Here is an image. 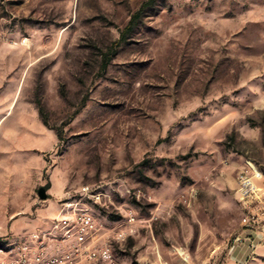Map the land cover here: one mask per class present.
Masks as SVG:
<instances>
[{"label": "rangeland", "instance_id": "374dc122", "mask_svg": "<svg viewBox=\"0 0 264 264\" xmlns=\"http://www.w3.org/2000/svg\"><path fill=\"white\" fill-rule=\"evenodd\" d=\"M145 1L0 0V132L39 167L19 220L88 185L102 224L138 218L116 264H264V221L232 256L247 162L264 190V0H152L115 46Z\"/></svg>", "mask_w": 264, "mask_h": 264}, {"label": "built area", "instance_id": "2783aa9c", "mask_svg": "<svg viewBox=\"0 0 264 264\" xmlns=\"http://www.w3.org/2000/svg\"><path fill=\"white\" fill-rule=\"evenodd\" d=\"M261 171L247 162L237 174L239 199L243 204V232L235 241L253 248L259 224L264 221L260 202L264 190L255 185ZM78 197L68 196L59 205L58 214L49 227L18 236H0V264H116L111 240L122 241L134 236L138 218L133 209L113 224L99 222L92 209L82 202L85 197L98 202L101 192L82 185ZM264 218V216H263ZM261 231H264V225Z\"/></svg>", "mask_w": 264, "mask_h": 264}, {"label": "crops", "instance_id": "0c3cea01", "mask_svg": "<svg viewBox=\"0 0 264 264\" xmlns=\"http://www.w3.org/2000/svg\"><path fill=\"white\" fill-rule=\"evenodd\" d=\"M2 123L4 122H0V125ZM20 128L23 127L19 126ZM30 137L31 134L25 132H0V140L4 141L0 143V235L45 229L59 212V207L53 206L37 211L35 216H23L19 220V208L31 210L33 204L23 199L19 200V193L30 190L37 182L39 173L38 165L32 167L25 163L24 140ZM247 249L249 248L246 242L236 244L234 247L236 254H232L233 259L240 258L248 251Z\"/></svg>", "mask_w": 264, "mask_h": 264}, {"label": "trees", "instance_id": "16d2710c", "mask_svg": "<svg viewBox=\"0 0 264 264\" xmlns=\"http://www.w3.org/2000/svg\"><path fill=\"white\" fill-rule=\"evenodd\" d=\"M152 2V0H147L144 3L141 4V6L136 10V12L133 14V16L131 17V19L128 21V23L125 25V27L123 28L120 37L118 38V40L115 42V46H118L120 43H122L124 41V37L125 35L129 32L132 31V29L134 28L136 19L139 17V15L141 14V12L144 10L145 7H147L148 5H150V3ZM116 49V47H115ZM110 57L109 56H105L103 58V67H105L109 61ZM44 123H46L45 121H43ZM57 136L60 137V134L57 132Z\"/></svg>", "mask_w": 264, "mask_h": 264}, {"label": "water", "instance_id": "95a60500", "mask_svg": "<svg viewBox=\"0 0 264 264\" xmlns=\"http://www.w3.org/2000/svg\"><path fill=\"white\" fill-rule=\"evenodd\" d=\"M38 196H39L41 199L46 198L44 188L40 187V188L38 189Z\"/></svg>", "mask_w": 264, "mask_h": 264}]
</instances>
